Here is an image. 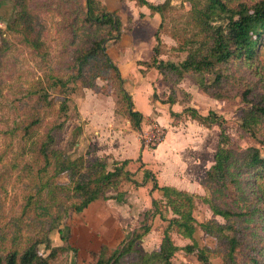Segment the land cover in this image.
<instances>
[{
    "label": "rangeland",
    "instance_id": "rangeland-1",
    "mask_svg": "<svg viewBox=\"0 0 264 264\" xmlns=\"http://www.w3.org/2000/svg\"><path fill=\"white\" fill-rule=\"evenodd\" d=\"M99 1L103 2L106 9L120 22V33L116 43H113L110 38L113 33L108 25H89L82 20L84 0H25V8L37 17L40 24L41 47L40 52L37 53L23 45L17 34L5 30V21L9 20L13 9L11 0H0V32L2 31L0 36L4 38V44L0 42V47L4 46L0 52L1 253L14 249L21 251L32 241L43 238H48L50 246L65 245V240L61 239L59 234L63 237L70 233L73 216L77 214L73 210V204L77 199L70 191V183L66 175L54 176L50 165L43 164L40 159L35 160V155L27 148L29 140L21 137L22 131H19L17 126L35 120L31 127V140L40 141L46 133H52L55 136V146L63 148L69 131L78 124L80 133L67 154L73 158L87 153V156L93 158L96 157L94 154L96 145L89 133L84 135L85 122L79 120L77 123L79 116L74 103L83 97L92 96L112 100L113 108L120 109L117 86L112 85L107 77H111V74H107L106 79L95 76L94 88L82 85L78 79L68 83V90L73 88V91L65 95L66 108L61 111L58 110L56 99V96L61 97V94L57 93L59 90L57 87L52 92L49 91L44 100L30 93L39 86H46L41 77L51 74L66 79L74 71L71 67L74 56L86 48L88 39L97 37L104 38L103 45L108 56L114 49H119L116 44L121 35L139 39V49L148 53L149 44L151 48L155 44L153 34L158 31L160 41L157 45L156 59L178 63L185 58L186 48H188L185 43L193 37L195 32L191 14L193 6L203 8L210 0H148L154 4L165 3L162 17L157 13L149 14L145 6H135L131 0ZM219 1L227 6H233L238 2L252 3L256 0ZM148 60L149 64L150 57ZM230 70V79L223 84L225 97L221 99L211 98L202 92L188 73L172 83L163 80L157 72L163 87L154 96L160 95L164 100L168 92L172 91L171 96L181 110L183 106L189 105L195 106L199 114L206 115L209 111L214 112L221 120L223 134L227 138L224 145L231 150L232 156L235 157L247 146L257 147L260 152H264L262 144L264 120L250 122L248 126L243 123L245 120H250L248 117L250 105L264 95V49L260 50L252 67L235 63L230 65ZM209 79L210 75L206 74L205 80ZM120 116L123 118V115L120 114ZM187 120L191 119L185 113L178 115L175 113L172 122L177 124L176 121L184 123ZM58 123H61L59 129L55 128ZM159 129L163 135V128L159 127ZM195 130L193 132L196 134ZM205 132L210 139V150L213 154L219 138V127L216 123L209 124ZM190 148L188 146L187 150L190 151ZM239 178H246V175H239ZM228 186L230 187L228 194H218L210 187L211 197L221 205L227 204L233 208H240L242 203L238 200L235 189L231 185ZM253 188L264 198V180H257ZM201 192L203 194V190ZM193 216L195 218L193 237L196 245L210 250L219 248L221 246L219 241L205 234L198 223L210 220L223 223L224 219L213 215L208 205L198 200ZM139 218L140 215L135 219L140 223L142 220ZM145 223L148 222L145 221ZM139 225L136 223L137 227L133 228L127 226L121 241L131 230L140 231ZM163 226L159 221H156L153 226L149 224L150 229L138 240V247L147 252L154 249L160 242ZM171 239L179 247L191 244L189 239L174 233H171ZM38 249L45 252L43 244H39ZM78 253L73 249L67 250L59 254L52 264H92L91 256L88 254L80 256ZM214 253V251L209 252L208 264H222V259ZM135 258V254L129 251L120 257L117 264H131ZM235 262L242 264L243 260L235 259ZM172 263L201 264L194 252L188 253L184 249L175 252Z\"/></svg>",
    "mask_w": 264,
    "mask_h": 264
},
{
    "label": "trees",
    "instance_id": "trees-1",
    "mask_svg": "<svg viewBox=\"0 0 264 264\" xmlns=\"http://www.w3.org/2000/svg\"><path fill=\"white\" fill-rule=\"evenodd\" d=\"M24 1L11 0L13 14L5 21V30L17 34L23 45L38 53L41 47L40 24L37 17L25 8ZM131 1L135 6H145L149 14L157 13L162 17L164 13V2L154 4L148 0ZM191 14L195 32L185 43L188 48L183 60L173 63L156 59L157 45L160 41L156 31L153 34L155 44L151 48L150 63L145 61L140 63L154 66L166 82L175 83L188 73L202 92L211 98L221 99L225 97L223 84L230 79V65L242 63L252 67L260 50L264 49V0L252 3L238 2L233 6H227L219 0H210L203 8L193 6ZM82 20L89 25H108L113 33L110 38L116 43L120 33V22L106 9L103 2L84 0ZM3 39L0 36L2 44ZM103 41V37L88 39L86 48L73 58L72 74L66 79L45 74L41 78L46 86H39L30 93L44 100L48 92L57 87L59 89L57 93H60L61 97L56 96V99L58 110L61 111L66 108L65 95L73 91V88L68 90V83L78 79L82 85L94 88L95 76L106 79V75L111 74V77H107L112 85L117 86L120 97V109H115V112L123 115L132 129L139 130L142 115L131 109L129 96L121 86L117 68L107 55ZM3 49L4 46L0 47V52ZM206 74L210 75L209 80H205ZM171 94L172 91L166 98L168 102L175 101ZM182 112L202 125L216 123L219 127V138L212 164L200 179L203 194L197 195L171 186L157 187L153 183L152 189H160L162 194L158 199H151L150 208L145 211L144 219L146 220V216L149 218L157 216L164 225L158 246L148 252L138 247V240L150 228V223H145L144 220L139 226L140 231L129 232L114 248L108 249L101 244L91 255L92 264H117L120 257L129 251L136 256L131 264H173V255L181 249L188 253L194 252L201 264H208L207 258L211 251L222 259V264H236L235 259L243 260L242 264H264V198L253 188L257 180H264V152H260L257 147L247 146L234 157L231 150L224 145L227 138L223 134L221 120L214 112L209 111L206 115H201L189 105L183 106ZM248 115L250 120L243 121L246 126L250 122L264 120V95L250 105ZM34 121L19 124L17 129L22 131V138L29 140L27 148L35 155V160L40 159L43 164L50 165L54 176L66 175L70 191L77 199L73 204L76 213L81 212L94 200L108 198L106 191L109 189L115 191V199L120 200L123 192L118 191V187L124 181H130L135 186L142 183L131 180L130 173L125 169L126 160L114 161L107 169L104 159L90 158L87 153L69 157L67 151L74 145L80 133L78 124L69 131L65 146L59 148L54 144L55 136L52 133H46L40 141L31 140V127ZM60 127L61 123L55 126L57 129ZM262 144L264 146V140ZM242 174H245L246 178H239ZM145 177H148V174ZM228 185L235 189L238 200L242 203L240 208L221 205L211 197L210 187L218 194H228L230 192ZM197 200L207 204L213 215L224 219L223 223L213 220L198 223L205 234L219 241L221 246L216 250L198 247L194 240L193 210ZM171 233L189 239L191 244L183 247L175 245ZM59 237L65 240V245L50 246L48 238H43L32 241L21 251L14 249L5 253L0 252V264H52L59 254L75 250L67 241L68 234L63 237L59 234ZM39 244H43L45 252L38 249Z\"/></svg>",
    "mask_w": 264,
    "mask_h": 264
},
{
    "label": "crops",
    "instance_id": "crops-1",
    "mask_svg": "<svg viewBox=\"0 0 264 264\" xmlns=\"http://www.w3.org/2000/svg\"><path fill=\"white\" fill-rule=\"evenodd\" d=\"M139 44V39L121 35L116 44L119 49L109 53L121 86L129 96L131 109L142 115L139 130L132 129L126 118L115 112L112 100L90 96L74 103L79 116L77 123L79 120L85 122L84 135L89 133L96 145L95 156L105 160L107 169L114 161L126 160L125 169L131 180L142 182L135 186L124 181L118 187V191L123 192L120 200L115 199L116 192L109 189L106 191L108 198L90 202L73 216L67 241L80 256H91L101 244L108 249L114 248L120 243L127 226L141 225L151 199H158L162 194L160 189H152L153 183L157 187L171 186L200 195V179L213 161L210 139L205 132L208 126L189 116L191 120L184 123L172 122L175 113L184 114L176 100L168 102L167 97L163 100L160 95L154 96L163 87L161 78L154 67L140 63L149 62L151 44L148 53L142 52ZM151 122L163 128V135L157 144L145 147L139 132ZM139 215L140 223L135 219ZM145 221L150 226L156 221L161 223L157 216H146Z\"/></svg>",
    "mask_w": 264,
    "mask_h": 264
},
{
    "label": "built area",
    "instance_id": "built-area-1",
    "mask_svg": "<svg viewBox=\"0 0 264 264\" xmlns=\"http://www.w3.org/2000/svg\"><path fill=\"white\" fill-rule=\"evenodd\" d=\"M139 138L145 147H151L161 140L162 132L156 124H151L148 129L140 130Z\"/></svg>",
    "mask_w": 264,
    "mask_h": 264
},
{
    "label": "water",
    "instance_id": "water-1",
    "mask_svg": "<svg viewBox=\"0 0 264 264\" xmlns=\"http://www.w3.org/2000/svg\"><path fill=\"white\" fill-rule=\"evenodd\" d=\"M159 192H160V193H162V191H161V190H159Z\"/></svg>",
    "mask_w": 264,
    "mask_h": 264
}]
</instances>
